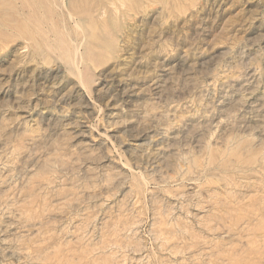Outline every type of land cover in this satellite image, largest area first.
Returning a JSON list of instances; mask_svg holds the SVG:
<instances>
[{
  "label": "rangeland",
  "instance_id": "obj_1",
  "mask_svg": "<svg viewBox=\"0 0 264 264\" xmlns=\"http://www.w3.org/2000/svg\"><path fill=\"white\" fill-rule=\"evenodd\" d=\"M0 264H264V0H0Z\"/></svg>",
  "mask_w": 264,
  "mask_h": 264
}]
</instances>
